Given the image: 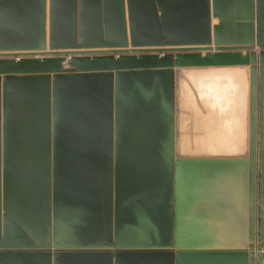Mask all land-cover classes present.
Listing matches in <instances>:
<instances>
[{
  "label": "water",
  "instance_id": "obj_1",
  "mask_svg": "<svg viewBox=\"0 0 264 264\" xmlns=\"http://www.w3.org/2000/svg\"><path fill=\"white\" fill-rule=\"evenodd\" d=\"M0 264H264V0H0Z\"/></svg>",
  "mask_w": 264,
  "mask_h": 264
},
{
  "label": "crops",
  "instance_id": "obj_2",
  "mask_svg": "<svg viewBox=\"0 0 264 264\" xmlns=\"http://www.w3.org/2000/svg\"><path fill=\"white\" fill-rule=\"evenodd\" d=\"M204 54V52H203ZM196 80V77L194 75H188L185 77V81L186 83L188 84H191L192 85V82H194ZM189 116H192V115H189ZM194 123H191V122H187L186 123V126H185V129H188V130H191V129H194L195 130V127H194ZM199 131L198 132H194V131H187L183 134V139H181L182 143H181V147L183 148H190V149H196V148H202V147H217V146H213L211 144H208L206 142H199L201 140H210L209 136L206 135V132H201V137H199ZM225 137H220V136H217L216 138H212V140H223ZM228 141H231L228 140ZM217 148H231V144L229 143V146H220V147H217Z\"/></svg>",
  "mask_w": 264,
  "mask_h": 264
},
{
  "label": "bare ground",
  "instance_id": "obj_3",
  "mask_svg": "<svg viewBox=\"0 0 264 264\" xmlns=\"http://www.w3.org/2000/svg\"><path fill=\"white\" fill-rule=\"evenodd\" d=\"M218 99H219V96H218ZM221 99H223V98H221ZM214 106L219 107V102L217 104H214ZM208 125L211 126L210 123H208ZM208 131H210V133H209L210 140H201V141H199L200 143L205 141L206 143L211 144L213 146H217V147L229 146V143L231 144V142H228V140L231 139V136H226L223 140H218V141L215 139L212 140V138H216V137L213 135V132H211L210 127H209ZM217 147H211V148H217Z\"/></svg>",
  "mask_w": 264,
  "mask_h": 264
}]
</instances>
